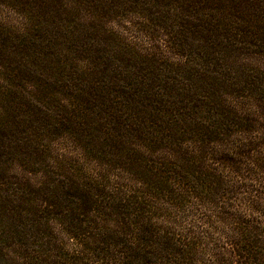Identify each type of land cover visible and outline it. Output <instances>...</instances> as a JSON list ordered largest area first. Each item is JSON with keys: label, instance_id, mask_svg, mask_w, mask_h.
Here are the masks:
<instances>
[{"label": "rangeland", "instance_id": "1", "mask_svg": "<svg viewBox=\"0 0 264 264\" xmlns=\"http://www.w3.org/2000/svg\"><path fill=\"white\" fill-rule=\"evenodd\" d=\"M144 240L264 264V0H0V259Z\"/></svg>", "mask_w": 264, "mask_h": 264}, {"label": "trees", "instance_id": "2", "mask_svg": "<svg viewBox=\"0 0 264 264\" xmlns=\"http://www.w3.org/2000/svg\"><path fill=\"white\" fill-rule=\"evenodd\" d=\"M138 93L139 97L144 98L143 91H138ZM150 97L147 95L144 99L147 100ZM139 242L138 244L132 243L130 246L138 250V256H133V260H129L127 256L113 259L115 257L106 255L105 247L101 245L88 254L83 253V251L82 254L78 251L73 254H35L31 257H8L0 259V264H186L185 256L181 252L183 249L180 246L175 245V251L171 250L167 253H160L156 251L153 243L146 242V240L143 241L144 243ZM79 244L81 245L82 243ZM147 246L154 248V250H148Z\"/></svg>", "mask_w": 264, "mask_h": 264}]
</instances>
